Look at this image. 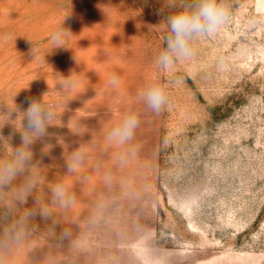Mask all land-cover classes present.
<instances>
[{
    "label": "rangeland",
    "instance_id": "1",
    "mask_svg": "<svg viewBox=\"0 0 264 264\" xmlns=\"http://www.w3.org/2000/svg\"><path fill=\"white\" fill-rule=\"evenodd\" d=\"M224 2L227 20L164 69L181 0H0V168L30 154L0 187V264H264V0ZM26 97L53 114L43 136ZM131 115L133 138L110 141Z\"/></svg>",
    "mask_w": 264,
    "mask_h": 264
},
{
    "label": "clouds",
    "instance_id": "2",
    "mask_svg": "<svg viewBox=\"0 0 264 264\" xmlns=\"http://www.w3.org/2000/svg\"><path fill=\"white\" fill-rule=\"evenodd\" d=\"M180 11L167 16V28L169 34L165 37L166 48L157 59V64L161 68L168 69L176 62L187 60L192 55L191 41L202 35L214 33L228 18V8L224 0H181ZM72 35L65 28L53 37L56 48H66L62 36ZM109 83L112 86L117 85V80L113 77ZM141 99L147 107L159 113L167 104L168 99L165 88L158 83L149 84L142 92ZM25 102L28 107L25 112L27 129L32 136H43L46 131V125L52 120L53 114L47 106L41 101L30 100L26 97ZM139 127L137 116L131 115L126 117L122 123L111 129L108 139L117 144H125L133 138L135 129ZM24 142L30 143V137L26 134ZM30 154L25 153L22 149L17 150L18 161L16 164H8L0 168V187L12 183L24 171V163L29 159ZM77 162H82L83 157L75 154ZM69 171H73V165L68 166ZM35 182L29 183L20 189L19 197L26 199ZM54 199L62 205H70L73 198L68 196L63 186H56L53 190ZM67 197V198H66ZM42 214H47L42 211Z\"/></svg>",
    "mask_w": 264,
    "mask_h": 264
}]
</instances>
